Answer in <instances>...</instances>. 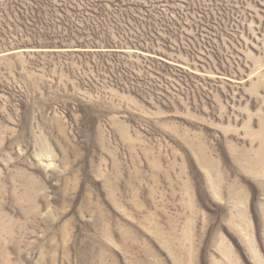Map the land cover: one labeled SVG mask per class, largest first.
Here are the masks:
<instances>
[{"label": "rangeland", "instance_id": "1", "mask_svg": "<svg viewBox=\"0 0 264 264\" xmlns=\"http://www.w3.org/2000/svg\"><path fill=\"white\" fill-rule=\"evenodd\" d=\"M0 264H264V0H0Z\"/></svg>", "mask_w": 264, "mask_h": 264}]
</instances>
